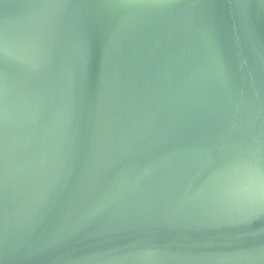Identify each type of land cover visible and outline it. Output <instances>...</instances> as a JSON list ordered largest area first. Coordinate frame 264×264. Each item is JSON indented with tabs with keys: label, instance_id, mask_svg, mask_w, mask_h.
<instances>
[{
	"label": "water",
	"instance_id": "1",
	"mask_svg": "<svg viewBox=\"0 0 264 264\" xmlns=\"http://www.w3.org/2000/svg\"><path fill=\"white\" fill-rule=\"evenodd\" d=\"M0 264H264V0H0Z\"/></svg>",
	"mask_w": 264,
	"mask_h": 264
}]
</instances>
